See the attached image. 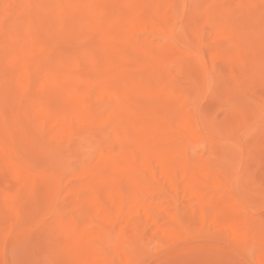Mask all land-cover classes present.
Returning <instances> with one entry per match:
<instances>
[{"label":"bare ground","instance_id":"6f19581e","mask_svg":"<svg viewBox=\"0 0 264 264\" xmlns=\"http://www.w3.org/2000/svg\"><path fill=\"white\" fill-rule=\"evenodd\" d=\"M5 1L8 22L16 25L28 18V23L36 24L34 28L42 33L32 34L23 43L31 51L22 59V74L0 71V84L7 99H12L18 86L33 98L32 102H41L40 111L54 115L59 127L88 149L81 165L91 158L92 141L106 142L105 146H94L97 158L92 167L95 176L86 184L93 194L87 213L77 219L59 217L49 225L57 238L58 264H139L140 254L151 253L155 244L175 238L176 230L195 237L206 233L207 222L225 228L238 246L252 245L258 263L264 264V221H249L234 207L237 200L224 187L230 185L229 181L223 178L221 182L209 169L213 157H202L185 144L167 146L164 138L154 134L173 128L181 133L174 138L182 136L194 146L205 147L203 136L196 131L197 125L203 126L202 119L184 109L179 93L167 88L166 63L177 58V50L172 43V28L165 21L166 0H21L16 10L10 5L13 0ZM64 14L78 17L79 28L94 27L96 32L94 47L91 45L78 57L66 61L54 54L57 49L44 34L50 25L47 19L63 27ZM145 30L164 35L165 44L153 47L145 38L132 36ZM18 40L15 38V42ZM12 61L9 52L0 56L2 64ZM148 63L159 64L150 79L142 71ZM190 69L191 66L184 68ZM18 112L31 114L24 105ZM160 116H168L170 123L162 122ZM94 127L99 134L91 132ZM8 137L4 130L0 131L3 148ZM110 141L113 143L107 144ZM176 151L185 154L180 161L171 159ZM137 154L141 155L139 166L135 163ZM153 160L162 182L154 178ZM7 163L0 154V164ZM139 169L153 186L144 183ZM13 175L21 178L42 206L51 205L57 187L55 176L36 179L20 169ZM176 175L185 183L183 194L189 200L184 204H180L183 195L175 185ZM163 196L177 207L176 212L167 210L161 201ZM183 213L187 216H181ZM160 215L165 216L166 224H160ZM137 218L154 229L150 237L153 244L147 246L146 253ZM6 244V234L0 230V264H5ZM185 253L210 262L220 255L205 247L171 252L174 256ZM184 260V264H200Z\"/></svg>","mask_w":264,"mask_h":264},{"label":"rangeland","instance_id":"374dc122","mask_svg":"<svg viewBox=\"0 0 264 264\" xmlns=\"http://www.w3.org/2000/svg\"><path fill=\"white\" fill-rule=\"evenodd\" d=\"M21 4V0H13L10 5L16 10ZM7 5L5 0H0V23L6 20L0 27V56L9 52L13 61L9 64L0 62V71L8 69L20 75L25 63L22 59L31 51L23 43L32 34L42 33L34 28L36 24L28 23V18L16 25L8 22ZM164 11L177 50V58L166 63L167 88L179 93L184 109L202 119L203 126L197 125L196 131L203 136L205 147L194 146L191 140L182 139V136L174 138L181 133L173 128L154 134L164 138L167 146L185 144L202 157L212 156L209 169L221 182L223 178L229 181L230 185L224 187L237 200L234 207L249 221L263 222L264 0H166ZM62 19L66 23L63 27L47 19L50 25L44 33L51 46L57 49L55 55L66 61L78 57L91 45L94 47V27L79 28L80 19L70 14H64ZM132 36L146 39L153 47L166 42L164 35L149 30ZM15 38L19 40L15 42ZM157 65L146 64L142 68L144 77L150 79ZM186 66L191 69L185 71ZM129 75L135 76L133 73ZM5 92L0 84V131L9 134L7 146L3 148L0 144V154L8 161L0 164V230L6 234L7 242L4 263L58 264L57 238L49 225L59 217L77 219L87 213L88 201L93 194L86 184L95 176L92 167L97 158L94 146L98 142L92 141L89 147L91 158L81 165L88 149L71 138L65 128L59 127L54 115L43 114L41 102H32L33 98L18 86L10 100ZM20 105L28 107L31 114L19 113ZM160 118L162 122L170 123L168 116ZM91 132L99 134L95 127ZM99 143L106 145L105 141ZM184 156L182 151H176L171 159L180 161ZM140 162L141 155L137 154L135 163L139 166ZM151 163L155 180L162 182L156 161ZM18 169L36 179L49 175L56 177V193L49 207L42 206L21 178L13 175ZM139 171L144 183L153 186L145 173ZM175 185L183 195L180 204H184L189 198L184 195L183 179L177 175ZM161 201L168 211L178 210L166 196ZM152 213L157 212L153 209ZM181 216L187 215L183 213ZM135 221L146 253L147 246L153 244L150 237L154 229L139 218ZM159 221L161 225L167 223L164 215H160ZM205 230V234L195 237L176 230L175 238L155 244L151 253L140 254L139 264H184L183 259L189 261L197 257L193 258L190 252L179 254L181 256H174L171 252L198 250L199 247L220 253L214 262L196 259L200 264H259L252 245L238 246L231 241L225 228L208 222ZM106 250L109 251L110 247ZM113 258L116 260L115 256Z\"/></svg>","mask_w":264,"mask_h":264}]
</instances>
